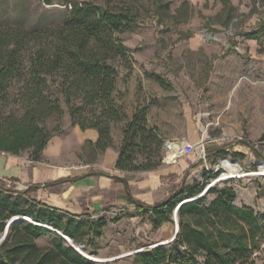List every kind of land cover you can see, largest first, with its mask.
I'll use <instances>...</instances> for the list:
<instances>
[{
	"label": "rangeland",
	"instance_id": "rangeland-1",
	"mask_svg": "<svg viewBox=\"0 0 264 264\" xmlns=\"http://www.w3.org/2000/svg\"><path fill=\"white\" fill-rule=\"evenodd\" d=\"M66 1L0 0V34L10 27L31 31L54 27L69 15ZM87 1L99 7H127L133 16L116 32L129 51L126 58L116 61L112 95L117 115L110 120L112 146L119 151L134 115L144 116V125L163 140L159 150L154 142L150 147L137 142L131 154L133 162L158 165L123 169L128 177L151 180L160 176L165 187L172 185L178 190L182 184L217 173L204 182L203 189L216 183L230 185L236 192V205L264 215V174L260 173L264 167V0H229L228 4L222 0ZM251 32L257 36H249ZM19 87L12 83L9 93L0 99V132L5 120L22 110ZM45 90L53 92L54 84ZM71 100L86 117L103 112L99 102L86 103L77 94ZM62 108L60 115L44 121L49 130H61L55 134L76 124L64 100ZM167 139L192 143L193 149L170 160L163 147ZM224 160L237 163L241 171L231 175L221 165ZM21 203L25 205L23 199ZM106 208L111 213L100 215L107 224L98 254L90 251L96 246L81 247L98 258L94 260L98 264H130L136 250L162 243L173 234L174 221L155 227L147 213L136 215L133 203ZM50 239L51 235H45L37 242L44 244ZM244 264H264V238Z\"/></svg>",
	"mask_w": 264,
	"mask_h": 264
},
{
	"label": "trees",
	"instance_id": "trees-1",
	"mask_svg": "<svg viewBox=\"0 0 264 264\" xmlns=\"http://www.w3.org/2000/svg\"><path fill=\"white\" fill-rule=\"evenodd\" d=\"M64 5L70 6L69 15L54 27L43 31L10 27L0 34V99L9 93L12 83L20 84L19 94L23 98L21 112L3 123L2 151L19 153L31 149L29 155L38 159L49 139L61 131L58 127L49 130L44 121L63 112L62 100L69 106L73 122L98 131L94 143L97 149L112 145L110 120L117 115L112 95L116 88V61L126 58L129 51L116 32L133 20L132 13L127 7H99L87 0H67ZM248 35L256 37L257 33ZM52 84L55 90L46 93L45 87ZM76 94L86 103L99 102L103 108L101 115L86 117L71 100ZM141 119L144 116L134 115L126 126L116 160L119 169H151L158 165L136 164L132 160L137 142L147 147L154 142L158 150L163 142ZM216 174L204 175L203 181L182 184L161 203L146 205L133 198L127 201L135 204L137 214L147 213L152 225L158 227L164 221H173L174 207L201 193L204 182ZM235 198L232 186L210 185L202 196L179 206V231L169 245L136 251L130 264L248 262L264 238V215L251 207L236 205ZM13 215L27 216L29 220L19 219L9 225L0 242V264H98L44 225L68 235L74 245L86 247L93 244L94 237L103 234L107 223L104 216L94 219L90 215H71L0 184V235ZM45 235H51L50 241L39 244L37 239Z\"/></svg>",
	"mask_w": 264,
	"mask_h": 264
},
{
	"label": "crops",
	"instance_id": "crops-1",
	"mask_svg": "<svg viewBox=\"0 0 264 264\" xmlns=\"http://www.w3.org/2000/svg\"><path fill=\"white\" fill-rule=\"evenodd\" d=\"M97 138L95 128L70 124L49 139L38 159L28 152L0 150V184L8 188V183H15L11 189L29 198L71 215H95L90 216L94 219L109 215V204L128 207L127 199L133 198L153 205L164 202L177 190L172 185L165 187L160 176L151 180L145 176L131 179L116 167L118 149L111 145L98 150L94 146ZM166 222L171 221L162 224ZM102 236L94 237L93 244L86 245L96 246L90 249L92 254H98Z\"/></svg>",
	"mask_w": 264,
	"mask_h": 264
},
{
	"label": "water",
	"instance_id": "water-1",
	"mask_svg": "<svg viewBox=\"0 0 264 264\" xmlns=\"http://www.w3.org/2000/svg\"><path fill=\"white\" fill-rule=\"evenodd\" d=\"M209 186H210V185H208L207 187H205V188L202 190V192L199 193L198 195H196L195 197H192V198H186V199H184L183 201H181L180 203H178V204L174 207V209H173V213H172V217H173V221H174L175 230H174L173 235H172L169 239H167L165 242H162V243H155V244H153L152 246H156V245L164 244V243H166V242H170V241L173 240V238L176 236L177 232L179 231V227H180V226H179V222H178V217H179V215H178V210H179V206H180L183 202H186V201H189V200H192V199H196V198L202 196V195L207 191V189L209 188ZM19 219H27V220H29V217H27V216H20V215H13L10 219H8V220H7V223H6V226H5V230H4V232L0 235V242H1V241L3 240V238L6 236V234H7V232H8V229H9V225H10L12 222H14V221H16V220H19ZM44 226H46V227L52 229L53 231H55L57 234H59V235L62 236L64 239H66L68 242H70V243L74 246V248H76L79 252H81L82 254H84L82 251H80L81 247L83 246L82 244L74 245V244L72 243L71 238H70L68 235L62 233L61 231H59V230H57V229H55V228L53 229L51 226H48V225H44ZM142 249H143V248H142ZM139 250H141V249H138V250H136V251H139ZM136 251H135V252H136ZM84 255H85V254H84ZM86 256H88V255H86ZM88 257H89V256H88ZM89 258H91V257H89ZM94 260H99V259H94Z\"/></svg>",
	"mask_w": 264,
	"mask_h": 264
},
{
	"label": "bare ground",
	"instance_id": "bare-ground-1",
	"mask_svg": "<svg viewBox=\"0 0 264 264\" xmlns=\"http://www.w3.org/2000/svg\"><path fill=\"white\" fill-rule=\"evenodd\" d=\"M181 144H185L184 142H181ZM180 147V144H177L175 143V146H174V150H172L170 153H169V156H168V159H171L172 157H174L175 155V152L178 151V148ZM221 165L226 167L227 168V172L230 173L231 175H237L235 172H239L241 171V168L239 167V165L237 163H234V162H230L228 160H224L223 162H221ZM227 173V174H228ZM260 173H263L264 174V167L262 168L261 172ZM49 226V225H48ZM54 229V228H53ZM175 230V228H174ZM174 233V231H173ZM173 235V234H172ZM165 242V241H163ZM80 251L83 252V250L80 249ZM85 255H88L94 259H98L96 257H93L85 252H83Z\"/></svg>",
	"mask_w": 264,
	"mask_h": 264
},
{
	"label": "built area",
	"instance_id": "built-area-1",
	"mask_svg": "<svg viewBox=\"0 0 264 264\" xmlns=\"http://www.w3.org/2000/svg\"><path fill=\"white\" fill-rule=\"evenodd\" d=\"M175 143H177V142L171 141V140H168V139L165 140L163 147L165 149V153H166L167 156L172 150H174ZM177 144H180V147L178 148V151L175 152L174 157H172L171 159H174V158H176V157H178V156H180L182 154H185V153H187V152H189V151H191L193 149V144L189 143V142H186L184 145L181 144V142H179ZM91 259L94 260V258H92V257H91Z\"/></svg>",
	"mask_w": 264,
	"mask_h": 264
}]
</instances>
